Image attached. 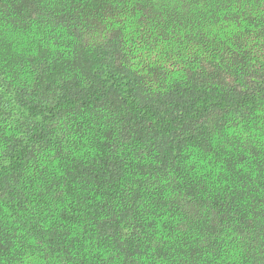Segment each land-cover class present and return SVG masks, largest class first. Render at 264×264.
Listing matches in <instances>:
<instances>
[{
  "label": "trees",
  "instance_id": "obj_1",
  "mask_svg": "<svg viewBox=\"0 0 264 264\" xmlns=\"http://www.w3.org/2000/svg\"><path fill=\"white\" fill-rule=\"evenodd\" d=\"M0 264H264V0H0Z\"/></svg>",
  "mask_w": 264,
  "mask_h": 264
}]
</instances>
